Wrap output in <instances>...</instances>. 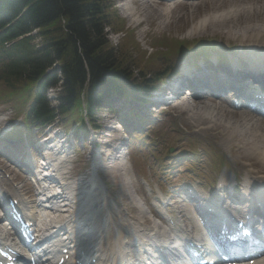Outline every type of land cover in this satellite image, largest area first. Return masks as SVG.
Masks as SVG:
<instances>
[{
  "label": "trees",
  "instance_id": "1",
  "mask_svg": "<svg viewBox=\"0 0 264 264\" xmlns=\"http://www.w3.org/2000/svg\"><path fill=\"white\" fill-rule=\"evenodd\" d=\"M114 12L108 0H0L3 97L9 98V91L26 88L41 78L31 108L34 120L49 123L60 117L64 121L77 108L78 97L83 93L90 117L96 109L95 92L100 84L109 82L107 88H110L115 86V80L130 82L137 78L129 70L132 63L125 58L127 53L121 54V48L114 49L106 38L109 31H116L114 25L118 19ZM186 44L178 41L168 45L162 55L159 53L167 59L153 64L159 65L157 71L150 72L151 80H144L148 76L139 72L146 81L141 86L157 85L160 77L175 65V53L186 52ZM170 57L172 62L168 61ZM58 83L61 84L59 105L51 110L41 92ZM130 86L135 88V84Z\"/></svg>",
  "mask_w": 264,
  "mask_h": 264
},
{
  "label": "rangeland",
  "instance_id": "2",
  "mask_svg": "<svg viewBox=\"0 0 264 264\" xmlns=\"http://www.w3.org/2000/svg\"><path fill=\"white\" fill-rule=\"evenodd\" d=\"M232 1L233 0H175L173 4H165L167 2H163L162 0H130L132 9L136 13L135 20H129L126 18L125 12L122 11L119 6L113 8L115 10L114 13L117 14L116 17L119 20L116 25H114L116 31L109 33L108 40L114 49L119 50V48H121V50H119L121 51V54L122 52L123 54L124 52L127 53L125 58L132 63V69L129 70L134 72L138 77H142L139 72L143 75L151 76L152 74L150 72L157 71L159 64H153L160 60H162L160 62L162 63L167 59V57H161L158 54L160 53L162 55L163 52L168 50V45H173L178 41L190 42L186 44L187 48H184V50L187 51H191V49L192 51L193 49L197 50L194 48L197 45L199 48L208 47L209 44L212 43L213 47H218V51L216 52H219L221 55L224 54L223 56H225L226 48H230L234 51L248 48V46H242L243 44H246L247 41L244 38H241V36L231 38L230 40H233H229L230 42L224 49H221L220 47V45L225 44L224 42L228 41V39L225 37L226 29H224V25L222 22L216 23V21L224 19V17L221 19V16H223L224 12L228 10L230 7L229 3ZM127 2L128 0H125V3ZM248 5L259 6L257 2H249ZM168 7H170L172 11L168 18H166L163 10ZM238 7L241 8L243 6ZM119 16L120 18L122 17L124 21H121ZM203 20H205V23H202ZM201 23L204 24V28L206 27L204 30L201 27ZM137 25L139 27H137ZM133 30L135 32H133ZM199 44L202 45L200 46ZM139 52H142V55ZM234 54L239 55L240 51L234 52ZM168 61H172V57L168 58ZM128 66L129 64L125 66L126 71L129 68ZM0 90H3L2 87H0ZM223 104L224 102L222 99L213 101L208 100V102L201 101V103L197 100L191 101L183 99L177 104L178 108L167 111L162 119L164 120L167 117H172L176 126L184 133L183 138L180 137L181 139L176 140L179 147L175 151H172L173 153L189 149V141L194 142L197 149H199L200 144H202L204 149L213 150L214 154L218 153L221 155L222 161L228 166L229 171L235 166L237 171L240 172L239 162L245 161L248 163L251 160L246 156L249 152L242 148V140L240 136L237 135L236 131L224 133L222 128L214 126V124L203 128L206 129L205 131L192 126L194 125V121L191 118L189 111L193 108L202 106L218 108L221 110V117L223 120L236 121L239 116L247 114L243 110L235 111L237 113H235V115L233 114V109H230L231 112L224 111ZM2 128H6L3 123L0 124V129ZM166 144V142L163 143L165 146ZM199 154L201 158H203V161H201L202 166H205L207 170L210 169L209 166L215 169L213 167L215 159L211 162L207 152L201 149ZM83 164L84 160L82 158L78 159V162L73 166V169H76L73 172H79L77 169L82 167ZM149 164H151V158ZM253 164L257 165V162L254 159H252V165ZM207 170L206 173L209 174L210 172H207ZM81 172L83 171H80V173ZM206 184L209 183L207 182Z\"/></svg>",
  "mask_w": 264,
  "mask_h": 264
},
{
  "label": "bare ground",
  "instance_id": "3",
  "mask_svg": "<svg viewBox=\"0 0 264 264\" xmlns=\"http://www.w3.org/2000/svg\"><path fill=\"white\" fill-rule=\"evenodd\" d=\"M249 2H257L259 6L248 5ZM229 4L230 7L228 8V10L224 12V15L221 16V19L223 17L224 19L216 21V23L222 22V24L224 25V29H226L225 37L228 39V41L226 42L229 43L230 41L233 40V39L230 40L231 38L241 36V38H244L247 41L246 43L250 42L252 45H255L257 47H264V0H233ZM238 6H243V7L239 8ZM171 11L172 9L170 7L165 8L163 10V13H165L166 18H168ZM204 21L205 20H203L202 23H205ZM201 27L203 30L206 28V27L204 28V24H202ZM257 38H260L262 41H259V44L253 43ZM256 55L259 54L255 53L253 56ZM260 72L263 73L264 70ZM189 114L196 126L206 128L214 124V126L222 128V131H224V133H228L230 131H236L237 134L241 138H243L242 141L244 142L243 146L244 147L248 146L247 150L248 152H250L251 155L247 153V156L249 158H253L254 160H256V162L260 164L262 167L261 173H264V124L263 123H260L261 126H258L252 122V118L242 115L239 116V118L236 119V121L225 120V119L223 120L221 117V110L209 106L193 108L189 111ZM122 163L123 162L116 161V163H114L115 164L114 168L110 169L108 174L114 179L120 191L126 193L128 197L131 199L132 203L137 207L139 211H141L140 202L134 199L130 194V192L127 190L129 180L126 176V170L125 168H123ZM222 181H224L223 175H222ZM222 181L221 183H223ZM255 194L259 195V192H255ZM78 195L79 194H74L72 191H68L65 199L69 198L74 203V201L78 199L76 198ZM67 204L71 206V202H68ZM205 204L207 205V207L212 208V203L206 201ZM53 208L56 207L53 206ZM90 209H92V207H90L89 210ZM30 212L34 214V209L33 210L29 209L28 213ZM41 213H43V211H41ZM32 214H30L31 217H33ZM34 220L37 222V224H41L43 221L40 219L39 215H38V220L35 217ZM85 220L86 217L83 221ZM111 221H113V219L109 218L108 223L110 224ZM138 221H140V219ZM120 222L122 224L127 223V221L124 220H120ZM117 227L118 225H117V217H116L114 219V223L110 225V228L114 231L117 229ZM52 232L53 231H51V233ZM159 235L161 239H165L164 233ZM45 251H47V257L49 258L48 254H50L52 250L49 249L48 245Z\"/></svg>",
  "mask_w": 264,
  "mask_h": 264
}]
</instances>
